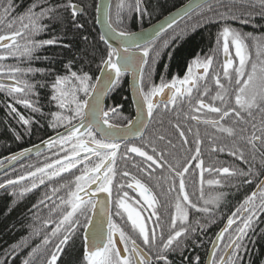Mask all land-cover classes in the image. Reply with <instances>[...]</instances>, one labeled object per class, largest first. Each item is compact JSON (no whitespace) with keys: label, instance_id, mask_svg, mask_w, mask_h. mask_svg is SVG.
Wrapping results in <instances>:
<instances>
[{"label":"snow or ice","instance_id":"6c2138e0","mask_svg":"<svg viewBox=\"0 0 264 264\" xmlns=\"http://www.w3.org/2000/svg\"><path fill=\"white\" fill-rule=\"evenodd\" d=\"M237 2L238 0H233L232 5H221L225 11L218 13L219 19L228 21L250 15V13L242 12L238 17L234 11V5ZM258 3L262 9L261 14H264V0H258ZM205 6H207V11H212V4L208 0H192L183 13L178 11L177 16H187L196 9H204ZM249 6L255 7L256 5L250 4ZM60 7L70 8L73 19L80 11L78 5L68 0L65 5L45 7L39 13L29 9L26 17L28 23H23L24 17H21V28L17 30H11L15 21H8L6 26L10 31L0 34V48L4 49V54H0V61L7 57L31 60L40 47L57 43L55 38L36 40L34 37L46 28V25H42L40 21L51 16ZM126 7L131 9L133 6L126 4L125 0H119L114 22L110 5H97L98 11L103 8L104 24L107 29L100 39L105 43L108 39H115L118 41V46L113 48L109 45L106 57L101 59L99 70L102 75L95 78L96 82H92V77L87 72L72 71L70 64H67L65 68L70 74L57 75L52 84L51 99L62 111L51 113L54 121L50 126H65L66 135L58 134L56 141L49 139L44 143L53 146L59 144L62 150L63 145L71 144L70 154L66 151L62 159L45 163L43 167H37L35 171H29L25 175H19L15 179H8L0 184V188H4L5 185H19L22 181L31 178L30 187L19 189V194L22 196L37 187V178L40 184H44L45 179L51 181L61 177L62 173L77 169L78 165L82 166L78 169L80 174L74 175L71 180L64 181L59 187L52 189L53 194L61 189L66 190V197H58L60 204L51 209L54 213L59 212L60 218L50 234L58 240V243L55 251L47 260V264H57V253L62 251V246L68 243L71 234L79 231L80 216L84 217L83 228L88 233V242L83 252V264H153V256L150 254L152 249L157 250L154 257L156 261L166 260L164 253L174 250V246L179 245V238L186 236L189 232L186 225L189 221L190 210L212 215L213 209L219 206L225 196L221 192L205 198L203 191L205 171H215L229 177L251 175L253 169L251 163L245 159L246 148L251 153L253 161L259 156L261 164L264 165V34L257 36L232 28L228 24L222 27L217 35V47L213 49V53L220 52L224 57L223 80L227 83L222 82L219 72H210L215 58L213 54L194 59L183 79L173 77L171 81H165L161 77L160 84H152L145 90L146 66L149 65L152 47L156 38L165 29L163 25L154 28L151 35H139L120 30L114 26V23L116 25L120 23V13ZM134 7L136 11H141L140 0H135ZM11 8V0H8V4L0 11V23H5ZM167 23L169 28L172 27L176 23V17H172ZM241 23L246 24L248 21L241 18ZM76 26L82 27V25ZM21 40L24 43H21ZM165 46H167L166 41ZM156 55H159V52ZM152 62L154 64V58ZM193 65L197 69H203V72L194 75ZM3 71L4 65L0 64V72ZM35 71L42 72L43 70L8 66L7 75L12 83H0V91H5L16 103L25 108L40 112V108L30 98L34 95L36 85L27 79L20 78L21 75L26 76ZM129 72L135 78L137 116L128 120L127 125L121 128L111 122L112 117L119 115L117 109L105 110L102 101L108 91L118 84L119 79ZM148 74H151V69ZM209 75L217 88L215 95L211 97L212 103H206L204 99L210 92L206 84ZM202 81L205 83L201 91ZM80 92H83L84 99L79 97ZM194 92L197 93L196 96ZM233 93L235 106H232ZM157 96L165 97L160 102L163 104L162 110H159L157 102L153 99ZM216 101H219L220 106H215ZM185 104L188 108L187 112L183 111ZM7 107L12 112H17L12 104H8ZM202 109L217 114L218 118L202 119L201 116L192 114ZM154 110L175 113L177 122L169 120L168 123L175 129L181 140V150L187 146L191 159L186 158V162L182 163L176 154V143L164 132L154 133L152 139L145 138L144 132L148 124L157 115V111ZM64 112L70 114L66 115ZM181 115L185 122L192 120L197 124L209 125L217 133L226 134L232 138L233 144L229 149V154L249 163L248 172L237 171L229 167L204 168V161L200 159L203 140L199 128L194 133V140L190 142L179 122ZM17 116L22 125L30 126L29 118L19 113ZM226 118L231 119L230 125L222 123ZM74 120L77 124L72 123ZM158 123L163 126V118L159 119ZM81 129L84 130L83 135L80 134ZM187 132L192 133V128L187 127ZM17 138L19 139V136ZM131 138H139L141 143L139 145L131 143ZM209 139L213 137L209 136ZM122 143L125 151L121 154ZM160 143L164 146L158 147ZM192 144L195 145L194 153ZM217 150L223 152L225 148L212 147L213 152ZM19 155L22 156L24 153ZM118 156L125 161L124 169L117 167ZM134 157L141 159L137 161ZM10 159L15 160L17 156L14 155ZM193 160L198 161L194 167L200 169L201 172L199 199L203 201V206L193 202L186 190V174ZM128 164L136 170L137 174L146 177L147 181H154V186L138 178V175L132 174L128 169ZM157 170H160L159 174ZM117 176L122 180L130 179L114 185ZM245 182L251 183V180ZM207 184L221 185L222 182L208 180ZM114 187L118 196L113 202ZM126 189L137 193L138 198L130 196ZM156 190L159 191V196ZM173 192L176 193L174 201L171 199ZM82 193L84 195H81ZM99 193L107 194L106 199H98L97 194ZM85 196L87 199L84 198ZM161 197L167 201L168 207L174 209L170 214L166 238L158 211L159 207H164ZM45 199H51V196L46 193ZM40 203L44 201L41 200ZM113 206L117 209V216L123 219L126 215L127 219L124 223L130 225L131 232L126 231L121 224L114 222ZM90 212L96 213L95 219L89 215ZM145 212H148L147 216L144 215ZM261 214H264V181H261L256 186V190L245 197L240 206L228 217L225 226L217 233L209 252L208 264H240L241 252L246 251V240L249 234L254 232ZM152 217H155V227L150 230L147 224ZM196 223L199 224V221L197 220ZM89 225L92 227L89 228ZM157 229L160 230L159 241ZM192 231L195 229L193 228ZM117 236L118 241L115 239ZM138 240L142 242L143 247ZM42 243L49 244L50 237L46 235ZM118 244H122L123 248L121 249ZM39 247L38 245L36 249H33V253ZM33 253H29V256ZM24 264H29V261H24Z\"/></svg>","mask_w":264,"mask_h":264},{"label":"trees","instance_id":"16d2710c","mask_svg":"<svg viewBox=\"0 0 264 264\" xmlns=\"http://www.w3.org/2000/svg\"><path fill=\"white\" fill-rule=\"evenodd\" d=\"M187 1L189 0H140L141 11H136L134 7L135 1L125 0L126 4L133 7L131 9L128 7L124 8L120 13V23L118 25L114 23V26L127 32L133 33L139 31L152 25ZM72 2L81 8V15L77 14L75 19H73L70 8L60 7L51 16L45 17L40 21L42 25H46V28L34 37L36 40L55 38L57 43L40 47L34 53L31 60L7 57L0 63L4 65V71L0 72L2 73L0 76L7 73L8 66L49 70L52 78L45 82L52 96V84L56 76L69 75L70 73L66 68H63V65L70 64L72 71L79 73L82 70L87 72L92 77V82L94 83L101 66V59L106 57L108 50L100 39L101 35L96 27L95 11L97 0H72ZM67 3L68 0H11L12 8L5 23H0V34L10 31L6 26L8 21H15L11 30L21 28V17H24L23 23H28L26 17L29 9L39 13L42 8L55 7ZM118 3L119 0H111L110 3V11L114 22L116 20L115 14ZM210 3L212 4V11H207V6L204 9H197L156 39L150 54L149 65L146 66L145 90L152 84H160L161 77L165 81H171L173 77L178 78L183 76L188 72L191 62L197 57L204 58L208 55H213V49L217 47V35L225 24L257 36L264 34V14H261L262 9L258 0H238L234 5L235 14L238 17H240L242 12L250 13V15L241 17L248 21L246 24L241 23V18L228 21L219 19L218 13L225 11L221 5H232L233 0H214ZM7 4L8 0H0V11ZM250 4H255L256 6L250 7ZM76 25H82V27H77ZM165 41L167 42V46H165ZM20 42L24 43L23 40ZM59 44L62 46L54 48ZM157 52H159V55H156ZM0 54H4V51H1ZM214 56V63L210 72H219L222 82L227 83L223 80L222 53L217 52ZM152 58L155 60L154 64ZM149 69H151L150 75L148 74ZM38 72L35 71L28 73L26 76H20L21 79H27L30 83L36 85L39 88V94L43 97V99H40L42 100L39 106L40 112L34 113L33 117L30 118V126L22 125L17 116V113L23 114L27 109H24L21 104H17L5 91H0V106L5 108L2 109L0 107V161L10 154L45 142L56 133L66 129L65 126L61 125H57L56 127L48 126V122L52 123L54 121L51 113L61 112L62 110L58 107L55 109L51 105L45 109V102H43L46 101L45 84L36 83L38 81ZM2 78L9 79L8 76ZM127 82L128 76L124 74L119 79L118 84L109 90L104 103L106 109L119 107L126 118L120 119L118 116H115L114 120L125 123L132 117ZM204 83V81L201 82V91L203 90ZM206 84L210 92L204 99L206 103H210L209 100H211V97L217 91L211 75L207 77ZM196 95L197 93L194 92V96ZM79 97L81 99L85 98L83 92L79 93ZM8 104H12L17 112H12L7 107ZM158 106L159 110L163 109V105ZM215 106H220L219 101L215 102ZM232 106H235L234 93L232 96ZM159 110H154L157 111V115L148 124V127L152 128L156 133H165L166 130L173 129L168 121L177 122L176 116L174 112L163 113ZM183 111H188L186 104L183 107ZM64 114L68 115L70 113L64 112ZM192 114L201 116L202 119L218 118L217 114H208L205 109ZM161 118L164 121L163 126L158 123V120ZM75 122L77 121L74 120L72 123L74 124ZM179 122L184 128L190 142L194 140V133L199 128L200 136L203 140L200 159L204 161V168H213L216 165L215 167L217 168L229 167L230 169L240 171L237 169L238 167L244 172H248L249 163H251L253 170L252 174L249 175V179H247L251 180V183L244 181L242 185L246 186V188L242 191L238 190L237 187L235 189L233 187L231 192L224 193V187L234 184L239 176H227L224 179L223 189H219L220 187L216 189L212 188V185L207 184L209 178L205 171L203 173L205 198L221 192L225 194L224 198L219 206L213 209L212 215L190 210L189 221L186 225L189 228L187 235L179 238V245L174 246V250L165 252L164 255L167 259L159 263H156L154 259L157 250L152 249L150 254L153 256V264H205L211 243L225 221L240 206L245 197L252 193L254 185L264 176V165L261 164L259 156L253 161L251 153L247 148L245 149V159L249 163L229 154L233 140L226 136V134L217 133L209 125L203 123L195 124L192 120H188L189 127L192 128V133L189 134L184 125L183 115H181ZM222 123L230 125L231 119L226 118ZM17 136H19V139ZM167 136L170 137L169 132ZM209 136H212L213 139H209ZM178 143V158L184 163L186 162V158L188 159L191 154L187 152V146L181 150V140L179 137ZM158 146L163 147L164 145L160 143ZM213 146L217 149L224 147L225 151L220 152L217 150L213 152ZM191 147L194 153L195 145L192 144ZM63 149L65 150H62L59 144L51 146L46 152L49 155L39 154L8 170L0 177V183L3 184L8 179H15L19 175H25L29 171H35L37 167H43L45 163H52L57 159H62L66 151L69 153L67 147H63ZM222 158H225V163L221 164L219 160ZM192 162L194 174L190 175V177L193 179L194 185L191 188L188 186L187 192L193 202H197L200 206H203V201L199 199L201 194V172L200 169L194 167L198 161L193 160ZM76 171V169H72L70 172L62 173L61 177L54 178L51 181L45 179L44 184H40L37 178V187L24 193L22 196L19 194V189L30 187L32 183L31 178L22 181L19 185H8L7 189L0 192V264H24L26 260L29 261V264H47V260L58 243V240L51 237L50 234L60 218L59 212L54 213L51 209L60 204L58 197H66V190L61 189L59 192L53 194L52 189L59 187L64 181L71 180ZM46 193L51 196V199H45ZM41 200L44 203L41 204ZM34 205L35 207H33ZM116 211L117 209L113 206L112 216L114 222L121 224L126 231H129L130 225L125 224L124 219L116 215ZM79 220L81 221V224L78 225L79 231L71 234L68 243L62 246V251L57 253V264H83V223L85 221L83 216H80ZM197 220L199 224L196 223ZM168 226L163 225L165 238L168 234ZM193 228L195 231H192ZM157 234L159 241V233ZM46 235L50 237V243L44 245L42 242ZM138 243L143 247L141 241L138 240ZM38 245L40 246L39 249L33 253V249H36ZM145 250L147 251V249ZM29 253H33V255L29 256ZM241 257L240 264H264V214L259 216V221L256 224L254 232L249 234L246 240V251L241 252Z\"/></svg>","mask_w":264,"mask_h":264},{"label":"water","instance_id":"95a60500","mask_svg":"<svg viewBox=\"0 0 264 264\" xmlns=\"http://www.w3.org/2000/svg\"><path fill=\"white\" fill-rule=\"evenodd\" d=\"M212 1H214V0H208L209 3L212 2ZM191 2H192V0H189V1L185 2L184 4H182L181 6H179L178 8H176L175 10H173L172 12H170L169 14H167L166 16H164L163 18H161L160 20L156 21L152 25H150V26H148V27H146L144 29H141V30H139L137 32H134V33H137L139 35H151L153 33L154 28H158L159 26L163 25L165 30L160 33V35H159V37H160L165 32H167L172 27H174V25L176 23H178L179 21L185 19L188 16V15L187 16H184V15L177 16V13H178V11L181 12V13H183V11L188 8V6L190 5ZM110 3H111V0H97L96 11H95V20H96V27H97V29H98V31H99V33H100L101 36L106 33L107 29H106L105 24H104L103 8H101V10L98 11L97 10V5H101V6H103L105 4L110 5ZM79 9H80V11L77 14L78 15H81L82 10H81L80 7H79ZM193 12H190L189 15L191 13H193ZM172 17H176V23L173 24L172 27L169 28L167 22L170 21L172 19ZM141 42H143V41H141ZM106 44L108 46L111 45L113 48H115V47L118 46V41L115 40V39H108V41H107ZM0 49H2V48H0ZM222 61H224L223 55H222ZM200 72L202 73L203 71H200ZM101 75H102V73L99 71L98 76H101ZM125 75H128V79H129V85H128L129 86V93H130V97H131V101H132V105H133V113H134L133 118H135L137 116V102H136L137 101V97H136V94H135V78L132 75V73H130V72L129 73H125ZM95 82H96V80H95ZM9 83H11V82H9ZM106 96L107 95H105L103 97V101H102L103 104H104V101H105ZM153 99L157 103H160L162 100L165 99V97L164 96H157V97H154ZM121 128H123V127H121ZM83 133H84V130L81 129L80 130V134L82 135ZM65 134H66V130H64L61 133H59V135H65ZM135 139H138V138H131L130 140H135ZM49 146H50V144H46L44 142H41V143L36 144L34 146H31V147L25 148L23 150H20L18 152H15L14 154H12V155H10V156L2 159L0 161V163H2L3 165L0 167V173L5 172V171H7L10 168H13L14 166H16L19 163H22L26 159H30V158L36 156L38 153L45 151ZM20 153H24V155L21 156V155H19ZM14 155L17 156V159H15V160L10 159ZM262 181H264V179ZM5 186H8V185H5ZM81 195H84V194L82 193ZM106 197H107V194H103V193L97 194V198L98 199H106ZM84 198L87 199V196H85ZM90 215H92L93 216V219H95L96 213L90 212ZM91 227H92V225H89V228H91ZM87 237H88V233H86V231L84 229V231H83V247L84 248H85V245L88 242ZM115 239L118 241L119 240V237L117 236V237H115ZM215 240H216V236H215V238H214L213 241H215ZM118 246L121 249L123 248V245L122 244H118ZM212 246H213V242L211 243V246L209 248V251H208V255H207V259H206V263L205 264H208L209 252L212 249Z\"/></svg>","mask_w":264,"mask_h":264},{"label":"bare ground","instance_id":"6f19581e","mask_svg":"<svg viewBox=\"0 0 264 264\" xmlns=\"http://www.w3.org/2000/svg\"><path fill=\"white\" fill-rule=\"evenodd\" d=\"M135 1V0H134ZM71 12H72V10H71ZM182 21V20H181ZM181 21H179L178 23H176L174 26H176L177 24H179ZM253 30H255V29H253ZM252 30V32H254ZM137 32V31H136ZM134 33V32H133ZM159 38V37H158ZM158 38H156V39H158ZM156 41V40H155ZM102 42L104 43V45L108 48L109 46L105 43V41H103L102 40ZM62 45L61 44H59V45H57V46H55L54 48H56V47H61ZM65 65L66 64H64L63 65V68H65ZM41 69V68H40ZM100 69V68H99ZM42 70V69H41ZM100 71V70H99ZM99 71H98V74H99ZM98 74H97V76H98ZM128 76V75H127ZM52 78V75H51V72L48 70V71H39L38 72V77H37V79H38V81L36 82V83H39V84H45V89H44V91L46 92V101H43V102H45V105L44 106H50L51 105V107H53V108H57L58 107V105H57V103L55 102V101H53L52 99H51V92H49V87L46 85V82L45 81H47V80H49V79H51ZM41 81H44V82H41ZM95 82V81H94ZM129 79H128V82H127V89H128V96H129V101H130V106H131V112H132V115H133V105H132V101H131V97H130V93H129ZM39 88H37V87H35V89H34V95H32L30 98H31V100L34 102V104L37 106V107H39L40 106V104L42 103V100H40V99H43V97L39 94ZM108 93H109V91H108ZM108 93H107V95H108ZM107 97V96H106ZM106 99V98H105ZM104 103H105V101H104ZM2 109H5L4 107H2V106H0ZM110 108H116L117 109V112L119 113V115H118V117L120 118V119H124V118H126V117H124V115L122 114V112L120 111V108L119 107H110ZM34 113H36V112H33L31 109H27L25 112H24V114H25V117L26 118H29V117H31ZM50 124H51V122L49 123L48 122V126L49 127H51L50 126ZM184 125H186L185 126V128H186V131H187V127H189V122H185L184 121ZM66 130V129H65ZM62 131H64V130H62ZM61 131V132H62ZM61 132H58V133H56L55 135H53L50 139L52 140V141H56L57 139H58V134L59 133H61ZM168 132H169V134H170V138L173 140V142L174 143H176V145H177V150H176V154H178V156H179V153H178V145H179V143H178V134L176 133V131H175V129H169V130H166V132H165V134L167 135L168 134ZM154 133H156L155 131H153V129L152 128H149V127H147V129L145 130V132H144V136H145V138L146 139H152L153 138V134ZM188 133V132H187ZM190 134V133H189ZM57 137V138H56ZM49 140V139H48ZM48 140H46V141H48ZM51 146H53V145H50L48 148H50ZM47 148V149H48ZM47 151H44L43 152V154H45V156H47V155H49V153H46ZM14 154V153H13ZM10 155H12V154H10ZM10 155H8V156H10ZM7 156V157H8ZM6 158V157H5ZM260 158V157H259ZM29 159H26V160H24L23 162H25V161H28ZM219 162L222 164V163H225V158H222V159H220L219 160ZM216 166V165H215ZM215 166H213V168H217V167H215ZM237 169L238 170H241V168H238L237 167ZM206 173L208 174V178H209V180H220L221 182H222V184L221 185H212V188H218V187H220L219 189H223V186H224V179L227 177V175L226 174H222V173H219V172H215V171H206ZM3 175V172L2 173H0V177ZM249 177L250 176H239L238 178H237V181L234 183V184H232V185H229V186H225L224 187V193H226V192H231L232 190H233V187H234V189L237 187L238 188V190H240V191H242V190H244L245 188H246V186H244V185H242L243 184V182L244 181H246L247 179H249ZM264 179V176H262L261 177V179L254 185V187H253V190H252V192L254 191V190H256V186L259 184V183H261V181ZM9 186H5L4 188H1L0 189V192L1 191H3V190H5V189H7ZM90 215V214H89ZM54 251H55V249H54ZM53 251V252H54ZM207 255H208V253H207ZM206 259H207V256H206ZM206 259H205V263H206ZM155 262L156 263H159L160 261H156L155 260Z\"/></svg>","mask_w":264,"mask_h":264},{"label":"flooded vegetation","instance_id":"af4514ba","mask_svg":"<svg viewBox=\"0 0 264 264\" xmlns=\"http://www.w3.org/2000/svg\"><path fill=\"white\" fill-rule=\"evenodd\" d=\"M1 51H4V49H0V52ZM1 62H3V61H0V63ZM192 71H193V74L194 75H196V74H200L201 72L200 71H203V69H197L195 66H193L192 67ZM2 73H0V75H1ZM186 74V73H185ZM185 74L183 75V76H181V77H178V79H183V77L185 76ZM6 76H8L7 75V73H4L2 76H0V83H4V84H9V82H11L12 83V81L10 80V79H3L2 77H6ZM2 92H4V91H2ZM209 102L210 103H212V101L211 100H209ZM18 104V103H17ZM158 105H163L162 103H157ZM22 107H24L23 105H21ZM48 106H45V109L47 108ZM24 109H28V108H25L24 107ZM105 110H108V109H106L105 108ZM206 111H207V109H205ZM45 113V112H44ZM207 113L209 114L210 112H208L207 111ZM22 115H24L25 116V114L23 113ZM133 116H134V113H133V115H132V117L130 118V119H132L133 118ZM33 117V115L31 116V117H29V119L30 118H32ZM45 117H47V115H45ZM129 119V120H130ZM33 121H35L34 119H33ZM111 122L112 123H115V124H117V125H119L120 127H124V126H126L127 125V123H128V121L125 123V122H123V121H115L114 120V117H112L111 118ZM195 124H197L195 121H193ZM77 122H75L74 124H76ZM84 134V133H83ZM82 134V135H83ZM66 135V134H65ZM130 142L131 143H135V144H137V145H139L140 143H141V141H140V139L138 138V139H135V140H130ZM55 145H57V144H55ZM32 146H34V145H32ZM31 147V146H30ZM65 147H67V149H68V151H69V154H70V149H71V144H69V145H66ZM158 147H161V146H158ZM28 148V147H27ZM23 150V149H22ZM48 149H46L45 151H47ZM125 151V147H124V144L122 143V145H121V149H120V152H121V154L123 153ZM44 152V151H43ZM43 152H40V153H38L37 155H39V154H42ZM36 155V156H37ZM134 155V154H133ZM177 156H178V154H177ZM35 157V156H34ZM182 157H183V155H182ZM33 158V157H32ZM31 159V158H30ZM134 159H136L137 161H139L141 158H139V157H134ZM188 159H191V156L188 158ZM23 163V162H22ZM22 163H19V164H17L16 166H18V165H20V164H22ZM3 164L2 163H0V167L2 166ZM16 166H14V167H16ZM13 167V168H14ZM82 166H80V165H78L77 166V171H76V174L75 175H78V174H80L79 173V171H78V169L79 168H81ZM117 167L119 168V169H124L125 168V161L124 160H122L119 156H118V158H117ZM10 169H12V168H10ZM10 169H8V170H10ZM128 169H129V171L132 173V174H136V175H138V178H142L145 182H147L148 184H150V185H153L154 186V184H155V182L154 181H147V178L146 177H143V176H141L140 174H137V172H136V170L135 169H132L131 168V165L130 164H128ZM7 170V171H8ZM7 171H5V172H7ZM5 172H3V174L5 173ZM159 172H160V170H157V174H159ZM194 174V169H193V162H192V164L189 166V172L187 173V180H186V185H187V187H186V190H188V186L191 188L193 185H194V183H193V179L190 177V175H193ZM130 178H124L123 180L119 177V176H117L116 177V179L114 180V185L115 184H119V183H124L125 181H127V180H129ZM169 183H171V182H169ZM1 184V183H0ZM177 188H178V181H177ZM126 190H128L129 191V194H130V196H133V197H136V198H138V194L137 193H135V192H133L132 190H130V189H126ZM121 195H122V193H120ZM156 194L159 196V191L158 190H156ZM117 196H118V193H117V191H116V188L114 187V189H113V193H112V199H113V202L116 200V198H117ZM175 196H176V193L175 192H173L172 194H171V199L174 201V199H175ZM161 203L164 205V207H159V209H158V211H159V213H160V215H161V224L162 225H169V223H170V214H171V212H173L174 211V209L173 208H171V207H168V205H167V201L163 198V197H161ZM144 215L145 216H147L148 215V212H145L144 213ZM123 221H126V219H127V217H126V215H124V217H123ZM154 221H155V217H152V220L147 224V227L151 230L152 228H154L155 227V224H154ZM226 222H227V220L225 221V223H224V225L226 224ZM224 225L222 226V228L224 227ZM221 228V229H222ZM220 229V230H221ZM131 229H129V231H130ZM159 229H157V233H159Z\"/></svg>","mask_w":264,"mask_h":264},{"label":"rangeland","instance_id":"374dc122","mask_svg":"<svg viewBox=\"0 0 264 264\" xmlns=\"http://www.w3.org/2000/svg\"><path fill=\"white\" fill-rule=\"evenodd\" d=\"M66 145H69V144H65V145H63V147H65ZM61 146V145H60ZM63 150H65V149H63Z\"/></svg>","mask_w":264,"mask_h":264}]
</instances>
